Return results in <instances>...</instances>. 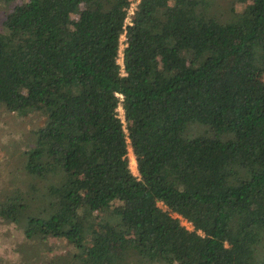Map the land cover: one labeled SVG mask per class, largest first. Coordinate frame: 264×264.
<instances>
[{
	"label": "trees",
	"instance_id": "16d2710c",
	"mask_svg": "<svg viewBox=\"0 0 264 264\" xmlns=\"http://www.w3.org/2000/svg\"><path fill=\"white\" fill-rule=\"evenodd\" d=\"M1 1L0 103L44 116L26 234L87 264H264V0Z\"/></svg>",
	"mask_w": 264,
	"mask_h": 264
},
{
	"label": "rangeland",
	"instance_id": "374dc122",
	"mask_svg": "<svg viewBox=\"0 0 264 264\" xmlns=\"http://www.w3.org/2000/svg\"><path fill=\"white\" fill-rule=\"evenodd\" d=\"M136 3L137 0H132L129 9L133 10ZM236 5L237 9L243 6L242 3ZM10 6L11 3L0 0V32L4 30L3 19ZM123 39L124 35H121V40ZM118 59L121 62V52ZM118 111L123 119L121 106L118 107ZM43 120L44 116L38 112L21 115L8 110L0 103V201L17 196L20 204L14 217L9 218L0 213V264H87L82 263V258L78 256L80 249L64 236L48 234L44 232L42 225L37 226L31 235L25 232L32 217L44 218L46 181L42 177L27 174L24 168L26 152L34 141L31 130ZM130 149L129 147L128 151ZM129 166L135 174L138 173L136 161L133 163L131 156ZM159 204L165 207L161 202ZM174 215L179 216L181 222L188 228H192L186 219L176 213ZM253 258L264 259V230L254 245Z\"/></svg>",
	"mask_w": 264,
	"mask_h": 264
},
{
	"label": "bare ground",
	"instance_id": "6f19581e",
	"mask_svg": "<svg viewBox=\"0 0 264 264\" xmlns=\"http://www.w3.org/2000/svg\"><path fill=\"white\" fill-rule=\"evenodd\" d=\"M130 156H131V159H132L133 163H135V157H134V154H133L132 150L130 152Z\"/></svg>",
	"mask_w": 264,
	"mask_h": 264
},
{
	"label": "built area",
	"instance_id": "2783aa9c",
	"mask_svg": "<svg viewBox=\"0 0 264 264\" xmlns=\"http://www.w3.org/2000/svg\"><path fill=\"white\" fill-rule=\"evenodd\" d=\"M138 1V0H137ZM129 12H133V10L131 9H129ZM185 219V218H184ZM186 221H188V220H186ZM189 223H190V221H188ZM191 224V223H190ZM186 226V225H185Z\"/></svg>",
	"mask_w": 264,
	"mask_h": 264
}]
</instances>
